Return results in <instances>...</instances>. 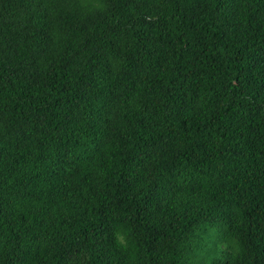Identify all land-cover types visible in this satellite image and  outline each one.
I'll use <instances>...</instances> for the list:
<instances>
[{
    "label": "trees",
    "instance_id": "trees-1",
    "mask_svg": "<svg viewBox=\"0 0 264 264\" xmlns=\"http://www.w3.org/2000/svg\"><path fill=\"white\" fill-rule=\"evenodd\" d=\"M0 264H264V0H0Z\"/></svg>",
    "mask_w": 264,
    "mask_h": 264
}]
</instances>
